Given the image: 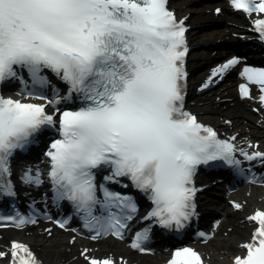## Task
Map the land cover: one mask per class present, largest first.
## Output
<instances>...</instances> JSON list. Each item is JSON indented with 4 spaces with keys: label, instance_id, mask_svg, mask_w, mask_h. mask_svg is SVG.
Returning a JSON list of instances; mask_svg holds the SVG:
<instances>
[{
    "label": "snow or ice",
    "instance_id": "1",
    "mask_svg": "<svg viewBox=\"0 0 264 264\" xmlns=\"http://www.w3.org/2000/svg\"><path fill=\"white\" fill-rule=\"evenodd\" d=\"M245 13H264V0H231ZM167 0H0V82L19 80L27 97L42 103L0 96V196H15L12 159L45 126H55L60 138L46 153L53 203H70L84 221L91 239L112 235L124 238L137 204L131 196L98 183L97 172L110 170L106 182L126 178L152 203L143 217L165 229L184 227L195 214L193 176L198 165L223 160L238 166L235 146L220 140L184 109L183 62L188 48L183 20L169 11ZM219 12L220 10L217 9ZM254 23L264 34V19ZM239 61L229 60L213 74ZM54 74L81 101L76 110L55 108L58 94L49 99L27 88L49 83ZM242 76L264 92V68L245 67ZM249 95L247 84L240 85ZM264 102V95L260 96ZM234 139V138H233ZM247 160L264 153H243ZM27 184H41L39 171H26ZM127 187V185H123ZM234 207L241 208L239 203ZM258 226L246 255L233 264H264V211L248 218ZM17 227L35 224L18 212L0 216ZM64 228L67 220L56 222ZM150 227L135 233L131 247L146 251ZM202 238L205 233L199 234ZM75 239V238H73ZM7 255L0 251V257ZM87 264H127L111 257L95 258L85 249ZM13 264H41L27 245L13 242ZM169 264H202L192 248L174 252Z\"/></svg>",
    "mask_w": 264,
    "mask_h": 264
},
{
    "label": "bare ground",
    "instance_id": "2",
    "mask_svg": "<svg viewBox=\"0 0 264 264\" xmlns=\"http://www.w3.org/2000/svg\"><path fill=\"white\" fill-rule=\"evenodd\" d=\"M219 10V12L188 14L187 21L190 24L206 21L218 22L222 26L221 30H213L210 25L199 28L200 35L206 36L196 38L193 42L206 45L215 38L224 36L225 31L230 34L249 27L248 17L240 13H231L226 3L220 5ZM196 30L197 28L193 29L191 33ZM205 77L207 76L203 78ZM194 83V87L199 85ZM219 86L221 90L218 93L210 91L212 94L210 97L196 98L193 106L199 111L200 118L214 125L219 132L233 137L240 149L248 147L255 150L253 148L255 144L258 145L256 150L261 146L264 147V108L258 106L254 97L240 99L231 79ZM214 89L216 90L217 87ZM230 200L233 203H239L241 208L234 207ZM217 207L218 210L211 213L209 218L215 220L213 215L215 213L219 214L220 219L216 224H213V221L207 222L212 235L206 243L199 246L205 264H227L241 251V244L250 239L254 228L252 221L248 218L255 210L264 209V190L241 187L220 201ZM14 241L29 244L45 264H87L81 255L85 249L95 258L111 257L118 262L126 261L127 264H162V259L140 256L111 239L88 242L72 239L64 233L46 227L0 233V251L7 254L0 257V264L7 260Z\"/></svg>",
    "mask_w": 264,
    "mask_h": 264
},
{
    "label": "rangeland",
    "instance_id": "3",
    "mask_svg": "<svg viewBox=\"0 0 264 264\" xmlns=\"http://www.w3.org/2000/svg\"><path fill=\"white\" fill-rule=\"evenodd\" d=\"M202 36H204V37H205L206 35H202Z\"/></svg>",
    "mask_w": 264,
    "mask_h": 264
}]
</instances>
